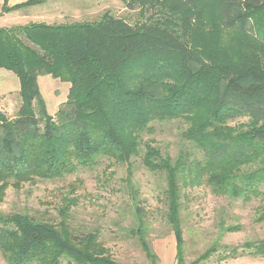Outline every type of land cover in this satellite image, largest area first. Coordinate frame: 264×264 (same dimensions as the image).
Returning <instances> with one entry per match:
<instances>
[{
    "label": "trees",
    "instance_id": "trees-1",
    "mask_svg": "<svg viewBox=\"0 0 264 264\" xmlns=\"http://www.w3.org/2000/svg\"><path fill=\"white\" fill-rule=\"evenodd\" d=\"M49 1L12 8L6 1L2 13ZM123 1L137 11L135 20L107 11L92 22L0 28V69L19 79L21 102L14 118L0 112V204L9 187L64 179L105 160L131 165L141 157L148 171L165 177L166 220L176 262L185 264L186 179L244 202L263 194L264 0ZM45 76L70 84L54 116L40 90ZM176 120L187 124L182 138L191 150L173 159L145 135L155 132V123ZM73 205L65 200L58 223L0 211V264H121L98 231L72 230ZM137 213L133 233L157 264L146 240V212L138 207ZM258 220L264 221V206ZM245 248L264 259V240ZM217 252L213 246L190 264Z\"/></svg>",
    "mask_w": 264,
    "mask_h": 264
},
{
    "label": "rangeland",
    "instance_id": "rangeland-1",
    "mask_svg": "<svg viewBox=\"0 0 264 264\" xmlns=\"http://www.w3.org/2000/svg\"><path fill=\"white\" fill-rule=\"evenodd\" d=\"M34 10L39 12L36 23L51 25L61 21L92 22L107 11L129 22L137 16V11L128 10L123 0H54ZM39 85L48 113L54 116L59 105L67 100L70 84L45 76L39 79ZM19 89L17 76L0 69V112L9 119L19 111ZM154 125L155 132L145 135V139L153 140L164 154L177 159L182 152L191 150L182 138L187 127L183 120ZM195 155L202 158L196 151ZM165 189L164 175L148 171L141 157L132 159L131 165L105 160L94 169L80 170L64 179L25 183L20 189L9 187L0 211L58 223L65 200H74L68 223L77 235L98 231L109 253L121 264H153L133 233L138 229L139 207L146 212V240L151 253L158 258L157 264H177L176 239L166 220ZM262 191L259 198L244 202L217 196L206 185H193L186 179L181 196L185 264L213 246L218 252L200 264H264V259L251 256L245 248V244L264 240V221L258 220L264 206ZM229 227L237 229L227 231L225 228ZM225 246L229 248L226 252ZM234 249L238 252L236 258L221 259Z\"/></svg>",
    "mask_w": 264,
    "mask_h": 264
},
{
    "label": "crops",
    "instance_id": "crops-1",
    "mask_svg": "<svg viewBox=\"0 0 264 264\" xmlns=\"http://www.w3.org/2000/svg\"><path fill=\"white\" fill-rule=\"evenodd\" d=\"M6 1H7V6L9 8H12V7H15L17 5L23 4V3L27 2L28 0H0V28H12L15 26H24V25H28L30 23H36L35 21H36V18L38 17L37 13H39V12L35 11L34 9L39 7V6L30 7V8H23L20 10L9 12V13H2L3 6H4ZM51 1H54V0H51ZM49 2H47V3H49ZM46 4H44V5H46ZM37 21H38V19H37ZM57 24H64V21L63 22L61 21ZM2 76H4V75H2Z\"/></svg>",
    "mask_w": 264,
    "mask_h": 264
}]
</instances>
